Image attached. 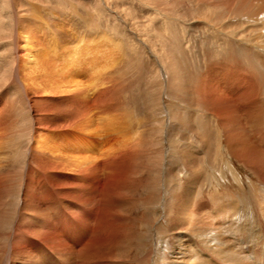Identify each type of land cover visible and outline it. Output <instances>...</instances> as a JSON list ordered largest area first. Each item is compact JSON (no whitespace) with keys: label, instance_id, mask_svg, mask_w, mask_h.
<instances>
[{"label":"bare ground","instance_id":"obj_1","mask_svg":"<svg viewBox=\"0 0 264 264\" xmlns=\"http://www.w3.org/2000/svg\"><path fill=\"white\" fill-rule=\"evenodd\" d=\"M66 2L0 0L1 52L9 54L0 66V92L16 86L4 88L8 96L0 93V264H137L145 258L137 245L144 221L159 222L152 238L157 264H209L186 237L226 264L254 262L249 250L241 253L224 238L230 216H253L254 196L197 204L205 162L196 150L212 155L203 115H214L232 157L264 180V141L250 140L237 106H255L257 90L249 76L238 75L221 88L217 72L191 64L188 55L194 59L195 47L210 44L209 37L223 39L237 57L246 56V45L264 50V0H90L91 13L82 16L69 13ZM103 22L130 43L112 44L109 30L91 44L75 38L70 47L63 38L80 29L91 37L93 24ZM139 53L146 54L150 77L143 94L128 98L135 113L128 117L118 109L117 75L124 58L141 59ZM166 97L176 104L168 107ZM183 176L190 184L182 190ZM162 184L170 187L163 199ZM140 188L148 193L142 201ZM258 204L264 215V198ZM239 224L236 233L245 229Z\"/></svg>","mask_w":264,"mask_h":264},{"label":"rangeland","instance_id":"obj_2","mask_svg":"<svg viewBox=\"0 0 264 264\" xmlns=\"http://www.w3.org/2000/svg\"><path fill=\"white\" fill-rule=\"evenodd\" d=\"M70 1L73 2V5H71ZM78 3H84V7H82V5H80ZM50 7H53V9L57 8L55 11H58V9H59L58 7H56V5H52ZM66 7H67L66 10L69 13L74 14V15L79 14L80 16L89 14V13H91V10H92V5L90 3V0H67ZM85 24H86V22H85ZM87 25H88V22H87L86 26ZM96 25L93 24V26H92L93 32H91L92 33L91 37H89L90 36L89 33L87 35H85L86 32L80 33V31H81V29H80V31L78 30L77 33H76V30H74V31L71 30L69 33L71 35V36H69L70 38L68 36H66L65 34L63 35L64 36L63 38H64V40L66 39L65 42L67 41L66 43L68 45L71 44L69 46L72 47L73 44H76L75 43L76 39L79 40V38H83L84 43H90L91 42L90 38H92L93 36H97L98 34H99V36L101 34L103 35V33H106V32H108L107 30H109V32L107 33L108 34L107 36H109L110 40L113 38L111 40L112 44L118 43V45L120 44V46L125 48L126 45L128 43H130V41H127V39L126 40L123 39L124 38L123 35L122 36L120 35L122 33H119V32L113 33L114 28L112 27V25L110 23L108 24V26L105 25V22H103V24L101 23V26H100V23H97ZM118 31H120V28L118 29ZM202 31H203V28H202ZM71 33L73 35H75L76 37L73 36ZM110 33H112L113 35ZM79 35L80 36L83 35V36L80 37ZM56 37H57V35H56ZM116 38L121 40V41L118 40V42L116 43V41H117ZM102 39L103 38H101V40ZM208 39H206V40L208 42H210V44L205 43L204 45H202L201 43H198V45L195 47V50H194V56H195L194 59L192 57H190V55H188V59L190 60L191 64H193V62H195V63L199 64L201 67H203V69L207 68V72L209 70H211V72H213L214 74L217 72L215 74V77L217 79L218 84H220L221 88H225L226 84L227 85L229 84V80L232 77L234 78L237 75H238V77L239 76L240 77L245 76V78L247 76L251 77V78H249V77H247V78L249 80H252L251 82L256 87V90H257V99L255 100L256 104H254L255 106H252V107L251 106H243V105L240 106L241 104H237V106L239 109V113L240 112L242 113V114L240 113V117H242L241 122L243 124V127L245 126L244 127L245 131L247 130L246 132H247L248 137L254 143L260 144L262 140L264 141V50L255 49V47H253V46L246 45V47H245L246 48V53H245L246 56L244 55L242 57H240V56L237 57V55H234L233 53H230L229 51L226 52L225 48L227 46H226V42L223 39H220L219 42H217V43L211 42L210 37ZM88 40H89V42H88ZM113 40H115V42H113ZM96 43H98V42H96V41L93 42V44H96ZM99 44H100V42H99ZM102 44H104V43H102ZM102 44H100V45H102ZM199 44H200V46H199ZM4 45H0V57H2L1 61H0V63H1L0 66L2 65L1 68H3V62L7 59L6 57H9V54H4L5 56L2 55L1 50L4 49V47H5ZM216 45H218V46L220 45V46L218 47ZM210 47H211V49H210L211 51L208 50ZM215 47L217 50L215 49ZM218 49L219 50L222 49V50L219 51ZM187 54H191V53L187 52ZM139 55H140V53H139ZM139 55H137V57H139ZM143 55H144L145 59L143 58ZM140 56H142L141 59H139L140 57L139 58H132V59L124 58V63L121 64L122 70H120L119 75H117V79L119 80V82L121 84V86H119L120 91L118 89V95L120 98L122 97L121 103L119 102V106H118L119 108L118 109L125 111L124 114L128 115V117H133L135 114L133 111L132 105L130 103H128V98L132 94H133L132 97H134L136 95L139 96L140 94H143V91L145 90L144 88L146 87V83L150 77L149 76L150 68L147 69V67H146V65L148 64L146 54H141ZM197 58H198V60H197ZM256 58H258L257 59L258 61L257 60L255 61ZM215 59L217 60V62ZM244 59H245V61H243ZM193 60H195V61H193ZM219 60H221V61H219ZM207 62H209L210 65ZM222 62H224V63H222ZM218 63L221 65H219ZM237 65L240 67L238 68ZM219 70H221V71H219ZM207 72H206V75H208V73H209V72L208 73ZM229 77H230V79H228ZM205 79H206V83H208L210 77L206 76ZM223 80H224V82H223ZM9 84L14 89H16V86H14L15 85L14 83H9ZM12 87H10V89H9V85H8L4 88L5 89L7 88L6 89V90H8L7 92H9V91L15 92L14 90L12 91V89H13ZM4 88H3V91H1L0 93L7 95V92L5 93L6 90L4 91ZM164 100H165V103L168 105V107L169 106L172 107V103L176 104L174 102V100H172L170 98L166 97ZM239 106H240V108H239ZM174 107H176V105H174ZM251 111H252V113H251ZM203 117H207V120H208L207 122H209L212 125V126L210 125L211 130H212V137H213V139H212L213 141L211 144V146H212L211 147V150H212L211 154L212 155H210V157H209V156H206V152H204L202 150H196L198 157H200V158L202 157L204 160L203 162H205V167H203V171H202L203 174L200 176L201 179L199 177L200 182L201 181H203V183L205 182L203 185L204 191L202 193V196L197 198L196 203L197 204L203 203V202H209L210 203L211 198L226 196L224 198L228 201L227 203L230 202L229 204H235V202L237 203L238 197L247 199V197H250V194H252V196H254V197H253V199L250 198L249 201L254 202L253 216H247V217H251V218H247L246 212L243 214L238 213L234 216H230V218L226 220V225H229L228 227H229L231 232H230V234H225L224 238H227V240H229L230 242L232 241V243L237 245V247L239 244L240 245L239 247L241 248V250H240L241 253L242 252L244 253V251L249 250L250 254L252 256L256 257V260H258V261L254 260V262L256 261L255 263L253 261H251V263L249 262V264H252V262H253V264H258V263L264 264V243H263L264 242V215L261 212V205L259 206V204H258L261 197L264 198V195L261 192V191H264V184H263L264 180L258 174H256L255 171L250 169L248 166H246L245 164H243L242 162H240L236 158L232 157L230 152L227 150V147L225 146L226 145V137H225L226 133H225L223 126L220 123V120L217 119L216 117H214V115H211L209 113H204ZM215 131H216V133L219 132V136H217L218 134H216ZM162 135H163L162 136L163 137L162 142L166 148L169 145L168 141H166V139L167 140L171 139L169 131L167 130L166 134L163 133ZM164 138H165V140H163ZM213 146H215V147H213ZM216 147L219 149H216ZM172 152L173 151H170L168 153V156L166 157V159H168V158L171 159ZM220 153H221V157L220 156L217 157V155H220ZM203 154H204V156H203ZM214 154H216V155H214ZM170 161L173 162L172 160H170ZM209 163H210V165H209ZM229 164H231V165H229ZM230 169H231V172H230ZM207 180H208V182H207ZM189 184H190L189 176L188 177L183 176L180 189L183 190V188L187 187ZM172 185L173 184L171 183L170 187ZM170 187L167 184H162V199H163L164 193H166L168 190H170L169 189ZM139 190L141 193L139 194L137 199L139 201L145 200L144 197L147 196L148 193L144 192V190L142 188H140ZM207 208L203 209L204 210L203 212H207L206 211ZM152 211H155V209L150 210L148 216H151ZM216 212L217 211H214V210L209 211L211 216H212V214H215ZM201 214H203V213H200V217H199V215L197 217H199L201 221H203V222L205 221L206 223H208L209 216L205 217L204 215H201ZM199 218H197V219H199ZM219 218H221V217L218 216L217 219H219ZM240 218H241L240 221L236 220V219H240ZM146 219H148V218H146ZM166 220H167V217L164 220H162V223L165 226H166ZM234 222H235V224L240 223L239 227H245V229H243V231L241 233L240 232H237V233L234 232V230H233ZM248 222H252L253 224L252 223L248 224ZM139 224H142V226L140 227V229H138L137 245H139V247L141 249V255H143L145 258L142 259L143 261L142 260L138 261L137 264H157V262L160 263V261H159L160 257L158 255V253L155 254V252H154L153 239H152L155 231L158 230V228H159V222L156 223V225L153 224L152 227L150 226V224H151L150 221H144L143 223L139 222ZM163 230L164 229H162V238L168 236L167 233H165ZM233 234H235V235H233ZM186 239H188V240L190 239L188 244L191 247L192 251L197 250L198 257H200L202 255L200 258L205 259L209 264H218V263L219 264H226L220 260H217V257L211 251H208L205 248H203L197 242L196 239L189 238V237H186ZM257 240H258V242L256 243ZM169 241L170 240L168 239V242ZM1 243H4V240H1L0 244ZM169 243L171 244V241ZM255 243H256V245H255ZM261 249H262V251H261ZM164 253L169 254L170 250L167 249V251L165 250ZM256 253H257V255H256ZM212 254H213V256H212ZM259 258H260V260H259ZM54 264H59V262H56ZM244 264H248V263L245 262Z\"/></svg>","mask_w":264,"mask_h":264}]
</instances>
